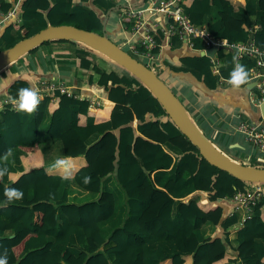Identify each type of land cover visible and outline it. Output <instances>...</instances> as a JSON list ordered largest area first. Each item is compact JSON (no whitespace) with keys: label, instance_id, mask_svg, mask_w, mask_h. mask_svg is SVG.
<instances>
[{"label":"trees","instance_id":"obj_1","mask_svg":"<svg viewBox=\"0 0 264 264\" xmlns=\"http://www.w3.org/2000/svg\"><path fill=\"white\" fill-rule=\"evenodd\" d=\"M14 1L0 0V12ZM17 1L19 22L3 24L2 48L48 23L102 33L104 13L113 5L108 0H91V5L82 0ZM178 4L214 37L241 42L250 38L264 49V0H256L255 21L245 0H179ZM121 21L132 24L127 17ZM253 22L257 26L250 32ZM15 29L21 34L17 36ZM150 32L155 52L163 33ZM51 40L68 44L76 65L89 69L86 82L107 100L89 107L83 95L55 89L40 96L32 114L18 111L9 101L2 104L0 157L11 147L23 152L16 166L8 156L0 161V168H7L0 178V256L6 253L7 264H264V197L243 219L238 212L226 215L219 203L222 197L245 190L251 181L206 161L148 88L124 67L112 61L104 68L95 58L98 51L77 40L52 37L40 44ZM169 41L173 47L180 39L173 33ZM202 46L194 39L191 53L177 56L167 67L189 71L216 90L219 79H229L233 53L225 47L215 50L219 64L214 73L210 57L197 49ZM247 63L245 58L239 61L245 70ZM29 86L28 80L16 76L7 84L5 98L17 102L18 90ZM45 114L48 138L39 139ZM92 133L97 137L87 143ZM46 144L57 149L50 163L43 157ZM59 160L65 164L57 165ZM109 175L124 195L118 209L106 184ZM85 177L90 182L85 183ZM71 182L93 197L69 199ZM9 187L22 190L23 198L9 201L5 195ZM204 223L212 226L205 235L198 230Z\"/></svg>","mask_w":264,"mask_h":264},{"label":"crops","instance_id":"obj_2","mask_svg":"<svg viewBox=\"0 0 264 264\" xmlns=\"http://www.w3.org/2000/svg\"><path fill=\"white\" fill-rule=\"evenodd\" d=\"M86 4L91 5V0H82ZM113 5L110 10L105 11L106 24L104 32L106 35L117 44L133 37L132 30L121 21L122 9L125 5L137 7L144 0H108ZM244 0H242L243 2ZM250 17L256 19V0H245ZM143 27H156L161 31L166 29V18L160 13H151L147 10L142 14ZM256 22H253L255 24ZM4 25H0V31ZM163 37L160 41L159 48L156 52V60L154 71H158L157 75L169 86L172 92L179 99L187 114L199 128L205 139L211 143L219 152L224 154L227 159L235 162H242L251 165L264 166V157L260 161L256 158L255 150L246 142L241 132L236 129L238 119L253 120L258 113V109L250 100L249 95L251 90L245 92L239 87L235 88L226 78L219 79L216 90L209 89L194 79L188 71L177 70L173 71L167 67V63L174 62L179 55L190 54V48L182 39L178 45L169 46L170 34L163 31ZM234 57V56H233ZM234 61V59H233ZM89 69L80 68L76 65L68 50V44L64 41L51 40L47 43L36 45L32 51H27L21 54L15 60L9 62L0 69V102L5 96V88L14 77H22L28 80L29 87H36L37 77L51 79L55 82H61L74 93L82 95H97L101 102L106 101L104 93H95L91 86L86 82ZM159 73V74H158ZM93 74V80L96 78ZM241 92V93H240ZM216 93L217 95H215ZM18 100V99H17ZM17 103V102H16ZM17 107V104H16ZM47 121L45 114L42 123ZM41 125V124H40ZM44 127L40 129L39 139H47ZM97 137L96 133L90 134L86 138V142L90 143ZM211 139H209V138ZM52 144V142H51ZM44 161L50 163L57 156V149L49 148L44 145ZM166 150L174 154L168 146H164ZM10 153V154H9ZM23 152L16 147H11L8 150L9 158L17 157L19 163V155ZM16 163V165H18ZM63 166V165H59ZM113 184L111 175L106 179V184L109 187ZM76 194V197L73 194ZM195 191L189 192L182 197H187ZM204 195V192H200ZM88 195L86 190L76 186L73 182L70 183L69 199L74 201ZM223 206L224 203L219 200ZM208 223H204L198 230L201 234L209 233ZM212 228V227H211Z\"/></svg>","mask_w":264,"mask_h":264},{"label":"built area","instance_id":"obj_3","mask_svg":"<svg viewBox=\"0 0 264 264\" xmlns=\"http://www.w3.org/2000/svg\"><path fill=\"white\" fill-rule=\"evenodd\" d=\"M179 0H144L137 7L125 5L122 9V20L127 17L132 21L129 27L134 35L126 39L121 46H125L130 52L137 55L142 61L153 71L156 69L155 60L156 52L153 48L156 45L155 39L150 30L159 28L143 27L142 14L147 10L151 13L160 12L166 18V29L169 34H176L178 39H182L188 47H193L194 39H199L202 42V47L197 48L204 50L207 47L214 46L217 48L225 47L233 53L236 58L231 67V71L235 68L236 63L245 58L247 63L246 71L249 73L248 81L253 82L249 88L250 102L257 107V115L252 120L238 119L236 129L241 132L243 138L255 150L256 158L260 161L264 157V116L261 115L259 104L264 101V49L257 47L249 38L246 42L227 41L225 38L214 37L209 33L204 24H196L192 22L188 16L182 11L178 4ZM17 0L5 12H0V25L16 19L17 15ZM256 23L252 24L248 30L252 32L256 28ZM161 31V30H160ZM159 48V46H158ZM210 57L212 61V71L217 72L219 60L215 58L214 53ZM152 64L149 66L148 64ZM155 72V71H154ZM36 89L39 95H45L52 90H58L60 93L73 94L74 92L61 82H55L51 79L37 77L35 79ZM229 80L228 78L226 81ZM88 101V106L93 107L99 105L101 100L97 95H83ZM10 102L12 106H16V100H8L5 96L1 99L0 105ZM264 197V181H251L245 190H237L230 196H224L220 200L224 203L226 215L238 212L240 219L250 215L255 203Z\"/></svg>","mask_w":264,"mask_h":264},{"label":"water","instance_id":"obj_4","mask_svg":"<svg viewBox=\"0 0 264 264\" xmlns=\"http://www.w3.org/2000/svg\"><path fill=\"white\" fill-rule=\"evenodd\" d=\"M52 37L80 41L135 75L154 95L170 120L197 147L198 152L206 161L239 179L264 181V166L231 161L214 153L207 146V140L204 135L191 120L169 86L150 67L129 54L121 45L111 40L105 32L97 33L93 30L71 24L48 23L32 34L23 36L11 45L0 49V69L24 52H27L30 48L40 44L43 40ZM215 50L216 47L210 46L205 48L202 53L212 56ZM191 76L196 79L192 74ZM199 82L202 84L201 81ZM252 85V81L245 83L247 88H250ZM259 109L261 115L264 116V101L259 104Z\"/></svg>","mask_w":264,"mask_h":264},{"label":"clouds","instance_id":"obj_5","mask_svg":"<svg viewBox=\"0 0 264 264\" xmlns=\"http://www.w3.org/2000/svg\"><path fill=\"white\" fill-rule=\"evenodd\" d=\"M236 59L235 57L233 58ZM249 73L245 70V67L238 62L235 65V68L231 71L229 76V83L235 87L239 88L241 85L245 84L248 81ZM41 97L39 92L34 87H25L18 90V100H17V110L23 111L28 114H32L36 111L37 106L39 105ZM0 110H3V105H0ZM10 154V153H9ZM65 161H57V165H64ZM7 172V168H0V178H2ZM90 182L89 177H85V183ZM5 195L9 201L20 200L23 198L24 193L20 189L16 188H6ZM0 264H7V255L0 256Z\"/></svg>","mask_w":264,"mask_h":264},{"label":"rangeland","instance_id":"obj_6","mask_svg":"<svg viewBox=\"0 0 264 264\" xmlns=\"http://www.w3.org/2000/svg\"><path fill=\"white\" fill-rule=\"evenodd\" d=\"M16 21L17 22H19V20H17L16 19ZM13 31H15V33H16V35L18 36V35H20L21 34V32L19 31V30H17V29H15V30H13ZM3 46H2V42L0 41V49L2 48ZM96 53V56H95V58H96V60H98V63H100L104 68H108L109 67V65H110V63L112 62L111 60H109L105 55H103V54H101L100 52H95ZM140 58V57H139ZM141 59V58H140ZM101 60H103L102 61V63H101ZM149 66H152V64H148ZM159 74V73H158ZM240 88L245 92L246 90L242 87V86H240ZM241 93V92H240ZM42 127H44V123H41V125H40V129H42ZM52 147H54L55 148V146L54 145H52ZM53 148V149H54ZM55 150V149H54ZM224 155V154H223ZM7 157V155H3V156H1L0 157V161H1V158H3V160L5 159ZM7 160H9L10 161V164L12 165V166H16V163H18V160H17V157H12V158H8ZM111 191H112V193H113V195H114V199H115V206H116V208L118 209V207L122 204H124V195H123V192H122V190L120 189V187L119 186H117L116 185V183L113 181V184L111 183L110 185H109V187H108ZM92 194V196H93V193H90V192H88V195H91ZM73 196L74 197H76V194L74 193L73 194ZM77 198V197H76ZM89 198H91V197H86V196H84V197H82L81 199H78V200H86V199H89ZM208 226L207 227H209V232H211V227L212 226H210V224H207ZM104 227H105V225H104Z\"/></svg>","mask_w":264,"mask_h":264},{"label":"bare ground","instance_id":"obj_7","mask_svg":"<svg viewBox=\"0 0 264 264\" xmlns=\"http://www.w3.org/2000/svg\"><path fill=\"white\" fill-rule=\"evenodd\" d=\"M207 146L217 155L221 156L224 159H227V157L225 155H223L221 152H219L211 143H209L208 141H206Z\"/></svg>","mask_w":264,"mask_h":264}]
</instances>
